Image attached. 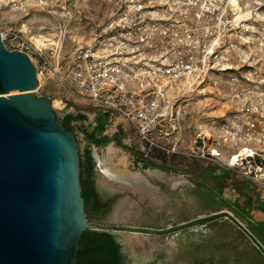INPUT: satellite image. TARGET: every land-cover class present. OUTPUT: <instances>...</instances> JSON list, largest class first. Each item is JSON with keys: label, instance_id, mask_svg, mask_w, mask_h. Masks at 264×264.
<instances>
[{"label": "built area", "instance_id": "obj_1", "mask_svg": "<svg viewBox=\"0 0 264 264\" xmlns=\"http://www.w3.org/2000/svg\"><path fill=\"white\" fill-rule=\"evenodd\" d=\"M208 1L25 0V7H37L55 22L82 27L79 35L65 26L49 35L61 45L55 61L43 59L42 69L32 58L42 59L38 50L30 46L21 52L34 64L38 83L44 72H51L66 100L116 125L127 124L154 146L160 145L153 135L164 132L165 122L190 116L189 104H182L189 102L190 93L202 95L210 61L218 64L220 75L246 70L231 80L245 89L221 96L224 109L207 124L212 135L198 136L194 143L200 153L188 154L255 183L264 199V41L238 64L235 50L221 47V29L208 36L212 12L207 5L214 7ZM216 21L221 27V19ZM229 82L219 79L217 84ZM174 130L169 124L164 133ZM211 136L215 144L210 148L205 140ZM244 229L264 257V244Z\"/></svg>", "mask_w": 264, "mask_h": 264}, {"label": "rangeland", "instance_id": "obj_2", "mask_svg": "<svg viewBox=\"0 0 264 264\" xmlns=\"http://www.w3.org/2000/svg\"><path fill=\"white\" fill-rule=\"evenodd\" d=\"M208 2L214 5H207L209 12H212L208 36L221 29V47H232L238 64L240 59H248L256 53L260 42L264 41V0H239L243 9L253 14V19L247 21L246 26H235L228 0ZM13 8L15 6L0 0V35L8 51H28L32 45L27 35L40 33L42 29V33L48 36L57 34L59 28L64 29L65 26L71 34L79 35L82 27L80 23L55 22L37 7H20L17 11H13ZM92 14H95L93 10ZM216 17L221 19V27H217ZM23 24L27 25L28 34L23 32ZM40 53L42 59L32 56L39 69H42L43 59L55 61L50 52ZM217 66L212 61L207 64L208 78L202 95L190 93L189 102L182 104H189L190 116L165 122L164 132L169 129V124L175 127L168 135L164 132L153 135L155 143L160 146L146 144L127 124L116 125L117 121L113 119H108V122L105 115L66 100L51 72H44L38 87L33 90L38 97L63 102L62 109L53 107L58 121L63 124L64 117L72 115L71 125L79 144L88 146L98 160L91 180L97 192L96 207L102 213L88 223L113 234L128 264H136L151 253L149 248L140 249L127 243L130 232L167 241L169 252L165 255L158 253L166 261L164 264H264V257L253 246L244 229L246 227L251 233H256L247 220V214L257 201L264 204V199L260 197L263 196L261 190L251 181L223 169L224 172L219 173L220 167L188 154L191 150L200 153V146L195 145L194 141L204 133L210 134L207 124L224 109L221 96L224 93L234 94L236 89L238 94L245 89L244 85L234 86L231 80L239 72L247 74L246 70L220 75ZM219 79L230 82L220 86L217 84ZM85 121L89 124L87 128L98 122L95 135L75 128L76 125L83 127ZM207 140V146L213 147V137L209 142ZM109 150H112L109 165L116 178L121 177L117 171L121 168L119 160L125 157L128 174L141 177L147 183L146 194L135 192L119 179L111 180L103 175L101 163L107 158ZM159 172L182 176L183 180L170 187L157 179ZM82 179L87 181L85 170Z\"/></svg>", "mask_w": 264, "mask_h": 264}, {"label": "water", "instance_id": "obj_3", "mask_svg": "<svg viewBox=\"0 0 264 264\" xmlns=\"http://www.w3.org/2000/svg\"><path fill=\"white\" fill-rule=\"evenodd\" d=\"M38 84L29 56L6 50L0 37V264H75L89 227L83 147L51 100L33 92ZM164 261L153 253L147 264Z\"/></svg>", "mask_w": 264, "mask_h": 264}, {"label": "bare ground", "instance_id": "obj_4", "mask_svg": "<svg viewBox=\"0 0 264 264\" xmlns=\"http://www.w3.org/2000/svg\"><path fill=\"white\" fill-rule=\"evenodd\" d=\"M2 1L7 5L15 6V8H13V11H17L18 9H21L20 7L24 9L25 5H27L25 0H2ZM228 1H229L228 7L233 13V17H234L233 21H234L235 26H239L241 24L246 26V22L253 19L252 12L250 10H247V11L244 10L239 0H228ZM22 30L25 34H28L27 25L23 24ZM43 30L44 29H42L41 32L37 34L27 35L29 38V41L31 42L32 46L36 50L40 52L48 51L50 52L51 55H53L56 58L59 53L61 41L55 36H51V37H48L49 35L46 36L44 33H42ZM18 93L19 91L10 92L9 94H5L4 96L7 97L9 95L18 94ZM51 102L54 108L59 109V110L63 108V102L60 99H54ZM111 152L112 150H109L107 158L103 162L101 161L102 165L99 163L101 167L103 166L102 167L103 175L108 177L111 180L119 179V181H121L122 184L125 185L126 187H130L132 190L142 195L146 194L147 193L146 189L148 187L147 183L145 182L144 179H141V177L130 176L128 174V171L126 169L127 160L125 157H122L119 160V164L121 165V168L117 171L121 174V177L119 176L120 178L119 177L116 178L117 175L112 173V170L110 169V165H109L112 161ZM156 177L158 180L169 185L170 187H174L176 183L183 180L182 176H171V175H167L162 172L157 173ZM127 243L129 244L132 243L134 247H138L140 249L149 248V252H151L152 254L153 252L159 253V254L163 252L162 254L165 255L169 252L166 247L167 241L161 240L158 237H152L148 234L130 232L127 236ZM151 253H148V255H150Z\"/></svg>", "mask_w": 264, "mask_h": 264}, {"label": "flooded vegetation", "instance_id": "obj_5", "mask_svg": "<svg viewBox=\"0 0 264 264\" xmlns=\"http://www.w3.org/2000/svg\"><path fill=\"white\" fill-rule=\"evenodd\" d=\"M97 124L92 125L87 128V125L83 122V127L76 125V129H82L88 132L90 135H95L97 132ZM63 125V124H62ZM65 128L70 130L76 137L77 143L78 138L76 131L72 125L65 126ZM96 132V133H95ZM104 131H102L103 133ZM98 140L99 138H95ZM87 151L89 152V157L86 156ZM80 181L82 179L81 165H85L86 182L83 187L81 182V195L84 200V205L86 209V217L88 222L94 217L101 215L100 209L97 210V192L92 185L91 174L96 163L95 157L92 155L88 146H84L82 152H80ZM95 220H97L95 218ZM150 255L144 256L140 262L136 264H147V260ZM75 264H128L124 260L123 249L118 244L117 240L113 237L110 232L104 230L98 226L89 225L88 229L81 235L77 243V253Z\"/></svg>", "mask_w": 264, "mask_h": 264}, {"label": "crops", "instance_id": "obj_6", "mask_svg": "<svg viewBox=\"0 0 264 264\" xmlns=\"http://www.w3.org/2000/svg\"><path fill=\"white\" fill-rule=\"evenodd\" d=\"M219 173H223L222 169L218 168ZM247 220L250 226L255 228L254 235L264 244V204L259 201L250 209L247 214Z\"/></svg>", "mask_w": 264, "mask_h": 264}, {"label": "trees", "instance_id": "obj_7", "mask_svg": "<svg viewBox=\"0 0 264 264\" xmlns=\"http://www.w3.org/2000/svg\"><path fill=\"white\" fill-rule=\"evenodd\" d=\"M72 119H73V117H72V115H66L65 117H64V119H63V125H65V126H70L71 125V121H72ZM107 121L109 122V120H108V118H107ZM103 131V130H102ZM98 141V140H97ZM86 156L87 157H89V152L87 151V154H86ZM81 170H82V173H83V170H85V165H81ZM82 176V175H81ZM81 182H82V185H83V187L85 186V181H83V180H81ZM255 257H256V255H255ZM257 258V257H256Z\"/></svg>", "mask_w": 264, "mask_h": 264}]
</instances>
